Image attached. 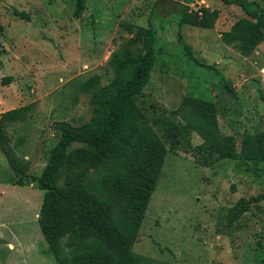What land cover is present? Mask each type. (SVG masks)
<instances>
[{"label":"rangeland","instance_id":"374dc122","mask_svg":"<svg viewBox=\"0 0 264 264\" xmlns=\"http://www.w3.org/2000/svg\"><path fill=\"white\" fill-rule=\"evenodd\" d=\"M155 1L86 0L77 17L75 0H0V78L11 76L0 81V89L11 92L12 105L31 103L24 119L4 126L6 144L21 171L6 169L0 149V180L13 185L0 194V264H264V197L249 203L232 224L227 222L239 197L264 190V160L254 164L213 152L211 162L204 163L207 152L199 133L190 130L187 138L181 137L186 143L172 147L164 127L156 123L170 118L184 125L201 118L185 100L193 96L212 104L219 132L235 143L237 154L244 135L264 131V40L247 55L236 44H224L220 31L247 14L223 0H159L166 18L178 2L190 9L217 7L219 12L213 27L153 19L156 56L139 99L142 113L132 139L142 156L133 172L126 169L124 155L90 162L92 149L81 142L68 150L76 162L59 168V186L80 183L96 200L109 202L116 223L136 219L143 180L152 183L130 243L118 241L128 252L107 230L70 228L55 241L45 237L44 189L33 178L47 161L61 123L81 128L94 122L96 101L113 89L111 57L128 58L141 46L134 32L147 26ZM13 8L27 12L28 18L14 14ZM200 61L215 63L232 91ZM123 71L127 74L130 67ZM94 74L98 80L82 89L80 83ZM156 139L163 143L160 149L145 147Z\"/></svg>","mask_w":264,"mask_h":264},{"label":"trees","instance_id":"16d2710c","mask_svg":"<svg viewBox=\"0 0 264 264\" xmlns=\"http://www.w3.org/2000/svg\"><path fill=\"white\" fill-rule=\"evenodd\" d=\"M225 3H235L239 5L247 16H242L235 20L229 28L220 31V38L224 44H236L243 54H250L262 40H264V0L263 4L255 0H223ZM159 0H156L151 8L147 26H140L135 29L134 38L141 41V46H137L136 51L123 58L120 54L111 57L110 63L115 72L112 81V90H106L102 94L100 102L96 101L99 107L98 116L93 123L81 128L73 127L68 123L59 125L60 134L54 145L49 149V155L41 172L33 178L38 185L44 189L42 198V208L46 216L45 237L48 241H55L66 230L77 228L82 233L108 231L123 250L128 252L125 245L119 242L130 243L131 235L135 233L138 223L141 220L142 209L145 207L152 183L143 180L142 188L144 193L136 199L137 217L134 221L116 223L112 221L110 204L102 199H95L91 192H88L80 183H69L61 187L57 184L59 168L66 164L69 168L76 162V157L70 158L68 150L73 142H81L91 147L90 162H97L103 157L121 159L122 155L127 156L124 162L126 169L130 172L134 170V164L141 158L142 153L138 151L137 144L132 139L136 132L135 121L142 113V105L139 102L143 95V86L149 77L151 67L154 64L155 52L153 48L156 37V27L153 19H166L169 24L179 26L182 23H189L196 26L213 27L218 17V8L199 6L197 9H190L187 4L178 2L176 7L168 9L169 17H163L159 11ZM86 6V0H75L73 14L80 16ZM14 14L28 18V13L24 10L13 8ZM187 52L191 55L190 46L184 42ZM4 47L0 46L1 55ZM199 64L213 70L222 79V86L227 91H232L229 81L224 77L215 63L200 61ZM130 67V71L125 74L124 66ZM11 76L3 75L1 82L9 81ZM97 74L82 81V89L98 80ZM185 100L201 112L198 120H188L186 124L174 123L170 118L158 119L157 124L164 127V135L170 138L172 147L176 144L186 143L190 130H195L203 139L200 146L206 150L203 158L204 163H210L211 154L216 152L223 158L242 157L253 161L254 164L264 160V131L255 135H244L240 153L237 154L235 143L227 142L228 138L222 136L216 123L215 110L209 101L198 97L188 96ZM26 103L0 112V149L6 157L7 163L14 171L20 170L18 157L13 154L6 142L8 136L4 131V126L8 121L22 120L25 118L24 111ZM186 133V134H185ZM152 138V137H148ZM162 141L156 139L153 143L145 144L151 149H160ZM148 184V185H145ZM264 197V190L248 198L239 197L227 212V222H232L246 210L249 203ZM119 241V242H118ZM118 264H121L119 261Z\"/></svg>","mask_w":264,"mask_h":264},{"label":"crops","instance_id":"0c3cea01","mask_svg":"<svg viewBox=\"0 0 264 264\" xmlns=\"http://www.w3.org/2000/svg\"><path fill=\"white\" fill-rule=\"evenodd\" d=\"M0 91H1V96H0V112L1 111H4V110H6V109H9V108H13V107H16V105H12V99H10V97L9 96H11L10 95V93L11 92H9V94H6L5 93V89H3V90H1L0 89ZM3 97H5V98H3ZM7 97H8V99H7ZM19 106V105H18ZM20 120V119H19ZM8 122H10V123H14V122H17V120H14V121H8ZM7 122V123H8ZM18 148H19V146H18ZM17 152H18V150H17ZM17 155H19V153H17ZM4 158H5V156H4ZM7 161V160H6ZM6 166H7V170H9V171H12L13 169L9 166V164L8 163H6ZM14 171V170H13ZM12 184H9V183H6V182H4V181H1L0 180V194L2 193V190L4 189V188H12ZM2 223L3 222H0V232H1V229H2V227H3V225H2ZM12 254V252L11 251H9L8 252V255H11ZM9 258H10V256H8V260H9Z\"/></svg>","mask_w":264,"mask_h":264}]
</instances>
